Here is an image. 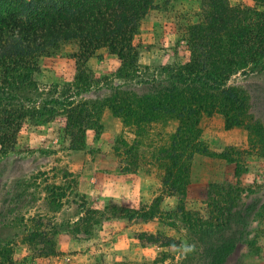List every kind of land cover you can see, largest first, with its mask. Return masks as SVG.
I'll return each mask as SVG.
<instances>
[{
	"label": "rangeland",
	"instance_id": "1",
	"mask_svg": "<svg viewBox=\"0 0 264 264\" xmlns=\"http://www.w3.org/2000/svg\"><path fill=\"white\" fill-rule=\"evenodd\" d=\"M227 2L264 13V0ZM154 3L135 37L137 72L117 74L105 49L84 65L66 43L27 83L0 85L1 105L37 112L0 154V264H264V66L228 77L246 99L243 124L203 115L177 185L166 182L165 156L178 121L136 128L102 105L111 87L134 91L189 60L182 38L201 0ZM69 103L90 108L85 127H67Z\"/></svg>",
	"mask_w": 264,
	"mask_h": 264
},
{
	"label": "trees",
	"instance_id": "2",
	"mask_svg": "<svg viewBox=\"0 0 264 264\" xmlns=\"http://www.w3.org/2000/svg\"><path fill=\"white\" fill-rule=\"evenodd\" d=\"M156 7L154 0H0L1 88L27 83L32 72L40 71V59L56 54L66 43L73 46L69 57L84 65L105 49L119 61L117 74L137 72L135 37L141 20ZM182 40L189 60L162 68L166 79L137 81L135 92L115 85L102 100L123 124L136 128L162 117L178 121L165 156L166 182L175 185L188 175L191 157L185 149L200 137L203 115L219 112L228 126L243 124L245 96L225 82L249 66H264V13L232 7L227 0H201V17L187 27ZM83 69L78 70L79 81L85 76ZM86 78L80 85L89 83ZM67 107V127H85L91 113L87 104ZM34 114L33 109L0 104V154L14 148L24 119Z\"/></svg>",
	"mask_w": 264,
	"mask_h": 264
},
{
	"label": "clouds",
	"instance_id": "3",
	"mask_svg": "<svg viewBox=\"0 0 264 264\" xmlns=\"http://www.w3.org/2000/svg\"><path fill=\"white\" fill-rule=\"evenodd\" d=\"M194 250V245L186 244L183 246L184 253H190Z\"/></svg>",
	"mask_w": 264,
	"mask_h": 264
}]
</instances>
